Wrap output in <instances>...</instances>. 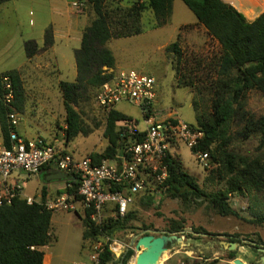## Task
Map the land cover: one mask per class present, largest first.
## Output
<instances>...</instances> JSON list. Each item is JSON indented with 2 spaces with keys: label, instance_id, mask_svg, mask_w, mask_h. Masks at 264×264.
<instances>
[{
  "label": "rangeland",
  "instance_id": "obj_1",
  "mask_svg": "<svg viewBox=\"0 0 264 264\" xmlns=\"http://www.w3.org/2000/svg\"><path fill=\"white\" fill-rule=\"evenodd\" d=\"M224 1H231L233 7L248 17L264 11V0ZM71 2L11 0L2 4L0 59L4 62L0 64V71L17 67L20 70L24 97L23 110L17 114L19 127L25 131L23 133L31 138L41 137L51 143L57 142L74 157H83L90 152H102L107 140L103 136L105 115L95 105L93 90L75 107L90 132L78 134L70 141L64 138L65 111L58 81L75 78L73 52L79 46L82 28L94 16L89 6L85 5L77 11ZM108 3L114 5L110 0ZM120 5L128 7L130 3L123 1ZM139 24L142 28L140 34L112 38L107 42L115 57V66L108 71L132 69L153 75L157 81L154 105L156 118L173 115L195 124L198 116H208L212 98L210 80L216 78L211 61L219 54L217 41L207 34L182 0H173L172 13L166 24L155 26L152 11L147 7L140 12ZM48 26L53 31L55 44L43 48V34ZM28 39L38 43L42 41L40 45L37 43L39 49L31 59L26 58L24 51V42ZM173 41H177L182 53L178 66L176 57L165 51V47ZM180 76L184 80L191 79L193 85H178L177 78ZM245 108L255 117L264 115V96L256 89L249 90L245 96ZM116 109L131 116L139 129L143 128V119L137 106L121 102L116 105ZM241 129L242 123L237 118L229 120L211 147L221 145L222 150L235 155L239 164L240 159H247L248 162L257 160L264 164V143L260 142V135L252 133L243 137ZM173 150L183 169L195 177L201 189L212 192L227 187L230 177L220 159L213 163L209 157L208 166L203 167L184 141H178ZM242 167L238 165V171ZM261 180L263 182L257 188L244 187L241 193L234 192L229 196L231 207L241 217L237 218L220 216L205 202L184 203L178 198L167 197L161 193L162 188L149 179L153 189V204L146 205L140 201L144 192L133 197L128 208L133 211L134 217L128 222V228L116 231L108 239V242H116L118 255L113 254L114 258L117 259L131 248L133 254L127 264H134L136 251L130 244L133 238L148 232L154 235L170 232V226L177 223L183 227L181 232H177L181 241L166 250L157 264L168 261L171 264H202L206 257L208 260L217 259L218 262L222 259L225 264H233L232 259H225L230 251L228 235H236L240 240V244L235 243L233 249L236 250V257L243 258L244 264H260L261 249H264V224L253 222V219L256 213L264 211V176ZM21 186L25 193L34 192L36 177L21 181ZM80 218L73 211L56 210L52 213L50 232L53 239L43 248L45 259L50 264L87 261V249L82 247L83 225ZM193 227L224 235L196 234ZM187 228L192 231L189 232Z\"/></svg>",
  "mask_w": 264,
  "mask_h": 264
},
{
  "label": "trees",
  "instance_id": "obj_2",
  "mask_svg": "<svg viewBox=\"0 0 264 264\" xmlns=\"http://www.w3.org/2000/svg\"><path fill=\"white\" fill-rule=\"evenodd\" d=\"M8 0H0V4ZM85 0V5L93 11L92 20L86 25L80 37V43L74 49L76 76L74 80L58 81V88L62 95L65 111L64 138L72 140L78 134L86 135L90 132L82 122L79 112L76 110L78 102L88 96L105 81L110 79L113 72L108 71L115 66V57L107 42L112 38L128 37L140 34L139 15L144 8L152 11L155 26L166 24L172 13L173 0ZM130 3L128 7H122L120 2ZM187 8L194 14L197 22L205 28L207 34L219 44V54L211 61L216 78L210 80L209 88L212 91L211 112L208 116H198L196 123H189L194 129L203 131V136L196 145L191 148L207 151L210 161L223 162V169L229 175L227 187L224 189L206 192L200 188L197 180L182 167L181 161L175 153L167 152L164 163L167 176L162 183L157 184L162 188L161 193L170 198H178L184 203L205 202L220 216H234L241 218L228 201L229 196L241 193L242 188L256 187L263 181L264 164L257 160L250 162L240 159L232 153L222 150L217 142L223 126L231 119L237 118L242 123L241 134L247 137L252 133L260 135V142L264 143V115L255 117L245 108V96L251 89L258 90L264 96V11L253 20H248L245 15L223 0H182ZM53 45V31L48 26L43 34V48ZM39 49L34 39L24 42L26 58L31 59ZM167 53L176 57L178 66L182 53L177 41L169 43L165 47ZM177 68V67H176ZM178 71V68L176 69ZM8 76L12 87V100L6 102L4 95L6 90L2 86V77ZM184 76V75H183ZM19 69H10L0 73V132L2 144L9 146V122L8 113L22 112L23 85ZM177 84L193 85L190 79L177 78ZM103 112V111H102ZM105 126L103 136L107 145L102 152H90L95 163L102 159L117 160L122 146L121 130L117 125L121 119L133 120L131 116L113 109L103 112ZM140 140L142 131H138L133 137ZM243 166L238 171L237 166ZM73 187L67 192L77 189L74 180ZM156 183L155 181H153ZM151 188V187H150ZM147 188L140 201L146 205L153 204V189ZM44 188L41 191V202L27 203L22 197H13L10 203L0 205V264H45L43 262L44 251L42 247L48 245L53 235L50 232L52 211L44 204ZM137 195V194H136ZM135 196V195H134ZM90 210H86L82 221V247L87 248L89 241L103 240V236H111L116 231L128 228V222L133 219V211L128 208L126 215L121 219L108 218L100 224H96L89 218ZM253 222L264 224V211L256 213ZM147 228V227H144ZM183 227L172 224L170 232H181ZM196 234L214 236L224 235L214 233L204 228L193 227ZM191 235V233H187ZM231 242L239 243L236 235H228ZM108 241L103 243V251L99 254L100 264H127L133 254L128 248L117 259L108 248ZM236 250L228 251L225 259L236 257ZM202 264H215L217 259L205 258Z\"/></svg>",
  "mask_w": 264,
  "mask_h": 264
},
{
  "label": "built area",
  "instance_id": "obj_3",
  "mask_svg": "<svg viewBox=\"0 0 264 264\" xmlns=\"http://www.w3.org/2000/svg\"><path fill=\"white\" fill-rule=\"evenodd\" d=\"M71 5L77 11L82 10L85 0H72ZM2 86L6 90L5 101L10 102L12 87L8 76L2 77ZM156 99L155 77L132 69L113 72L110 79L97 88L94 101L101 111L116 109L117 104L124 102L137 106L143 119L142 129L137 127L134 120H118L117 125L124 128L120 134L121 155L117 160L102 159L99 163L87 155L74 157L57 142L20 136L16 131L19 122L17 112L8 113L10 144L8 147L0 145V178L4 181L0 188V205L20 196L17 182L5 184L12 173L19 172L28 177L39 173L42 168L52 167L66 175L65 188L56 198L43 201L47 209L73 211L81 217L88 209L89 218L100 225L108 218H123L134 195L150 188L149 179L160 184L166 178L164 160L167 152L175 153L173 147L178 145V141H184L192 148L203 136L202 130L194 129L177 116L156 118ZM137 129L143 132L140 140L133 137ZM193 154L199 164L208 166L207 151L196 149ZM74 180L77 189L75 193H69L67 190L73 187ZM23 198L27 203L35 201L30 196ZM109 238L105 235L104 241H89L87 261L75 264H100L99 254L103 251V243ZM115 245L116 242H109L108 248L118 255Z\"/></svg>",
  "mask_w": 264,
  "mask_h": 264
},
{
  "label": "water",
  "instance_id": "obj_4",
  "mask_svg": "<svg viewBox=\"0 0 264 264\" xmlns=\"http://www.w3.org/2000/svg\"><path fill=\"white\" fill-rule=\"evenodd\" d=\"M121 150L119 155H121ZM51 180H64L66 175L61 172H55L47 177ZM189 232L191 228H187ZM181 241V237L177 232H164L159 235H154L151 232L140 234L130 241L133 245L136 255L134 257V264H157L161 259L163 253L172 247L175 243ZM235 247L234 242H229V249L233 250ZM262 250V256L260 257V264H264V249ZM244 259L241 257H235L232 259L233 264H244Z\"/></svg>",
  "mask_w": 264,
  "mask_h": 264
},
{
  "label": "crops",
  "instance_id": "obj_5",
  "mask_svg": "<svg viewBox=\"0 0 264 264\" xmlns=\"http://www.w3.org/2000/svg\"><path fill=\"white\" fill-rule=\"evenodd\" d=\"M9 2L11 0H8ZM4 2L5 4L8 2ZM224 1V0H223ZM227 2V1H225ZM231 2V1H230ZM230 2H227L229 4L232 5V3ZM4 3H1L0 4V8H1V5L4 4ZM233 6V5H232ZM243 13V12H242ZM244 14V13H243ZM246 16V15H245ZM257 16L254 15L252 17H248L246 16V18L252 20L254 19L255 17ZM49 25V24H48ZM83 29V28H82ZM82 32V30H81ZM69 35V34H68ZM67 35V36H68ZM81 37V36H80ZM37 42V41H36ZM38 43V42H37ZM42 43V41H41ZM41 43H38L39 45ZM55 44V41L54 43ZM5 57V56H3ZM58 61V59H57ZM4 62L3 60L0 59V64ZM58 64V67H59V70H60V65L59 63ZM18 68V67H17ZM16 68V69H17ZM7 70H10V69H7ZM7 70H4V71H7ZM75 70H76V65H75ZM4 71H0L1 72H4ZM60 73H61V70H60ZM75 76H76V73H75ZM60 80H63V79H60ZM74 80V79H73ZM69 81H72V80H69ZM16 130L18 132V134L22 137H25V138H31V137H28V135L26 136L23 132H25L24 130H21V128L19 127V124L18 126L16 127ZM34 138V137H33ZM0 145H2V138H1V134H0ZM55 172H58L56 171L54 168L52 167H45V168H42L40 170L39 173L37 174H34V175H31V176H34L36 177V181H37V186L35 187L34 189V192H31V193H25L22 186H21V181H25V180H28L31 176H25L23 173H19V172H16V173H12L7 179H6V183L5 184H9V183H12V182H17L19 185H20V196L19 197H25V196H30L32 197L35 201L37 202H40L41 201V191L42 189L44 188V192H45V195H44V200H52L54 198H56L57 196H59L63 191H64V188H65V180H51L47 177H49V175H51L52 173H55ZM4 184V181L3 179L0 178V188L3 186ZM55 212V211H52V213ZM79 216V215H78ZM80 218V216H79ZM81 219V218H80ZM45 247V246H44ZM42 247V249L44 248ZM43 262L45 264H50L49 261H47L45 259V256H43ZM226 262H229V261H226ZM245 263V262H244ZM165 264H171L170 261L166 262ZM215 264H225L224 263V260H219L218 262H216Z\"/></svg>",
  "mask_w": 264,
  "mask_h": 264
},
{
  "label": "bare ground",
  "instance_id": "obj_6",
  "mask_svg": "<svg viewBox=\"0 0 264 264\" xmlns=\"http://www.w3.org/2000/svg\"><path fill=\"white\" fill-rule=\"evenodd\" d=\"M131 259V258H130Z\"/></svg>",
  "mask_w": 264,
  "mask_h": 264
}]
</instances>
